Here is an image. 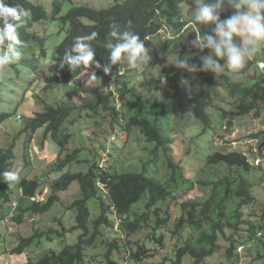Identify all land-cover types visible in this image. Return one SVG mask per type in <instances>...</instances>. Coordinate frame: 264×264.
Here are the masks:
<instances>
[{
	"label": "trees",
	"instance_id": "1",
	"mask_svg": "<svg viewBox=\"0 0 264 264\" xmlns=\"http://www.w3.org/2000/svg\"><path fill=\"white\" fill-rule=\"evenodd\" d=\"M186 1L125 0L120 3L116 2L106 9L98 10L87 6H78L72 7L66 16L61 17L62 29L65 30L66 35L54 50L60 61H63L65 51L71 48L77 36L90 35L93 32L97 34L96 38L89 43L95 50V59L102 66L109 63L111 50L107 49L105 45L108 42V33L113 29L121 33L130 30L139 35L146 49L159 51L173 48L174 45L188 36L190 50L184 58L187 60L188 67L183 69L176 67V69L187 74L192 65H197V70L191 71L197 78L191 80L187 76L181 79L178 76L170 77L168 74H161L154 85H156L157 90L159 85L166 83L167 80L171 81L168 98L160 99L154 93L147 99H143L136 93L137 87L141 85H131L128 74H123L118 76V80L113 81L114 92L121 93V100L129 97V100L120 109L115 106L112 90L103 92L96 89L97 100L93 106L81 107L75 102H69L59 104L56 107L45 106L43 111L35 112V116L25 127V131L29 132L28 141L36 131L44 128L43 141L45 142L46 139L50 138L60 152L66 148L71 139V135L66 133L63 127L65 122L72 112L83 109L94 112L100 110L104 113V117L105 115L110 117L111 123L117 121L118 127L123 132L122 142L128 141L133 130L138 128L145 141L154 144V147L152 149L153 159L147 162L146 168L140 172L121 173L114 164L106 168L99 167L94 163L87 172L61 174L57 179L51 181V194L44 203L35 199L39 188L37 178L31 180L19 178L18 181L6 182L3 177H0L1 221L11 215V219L21 223L27 213L43 214L60 200L58 196L60 192L66 191L74 183H77L79 187L81 198L72 204V209L76 212V226L72 230L82 231L78 242L73 246H66L59 254L49 251L42 255L39 260L35 262L29 260L27 264H84L85 249L92 247L102 237L100 227H113L110 215L120 217L119 227L126 236L143 229L151 214L158 218L157 227L167 224L169 220L161 216L162 209L157 208L158 203L165 200L174 201L173 190L190 188L194 184L191 177H185V173L181 172L180 167L175 165L169 157L167 161L169 167L173 168V173L167 181L160 178L157 169L161 151L167 157L168 147L172 143L169 136L170 131L168 130L167 135L164 136L162 127L176 114L180 99L183 100V113L187 111L205 127L210 125L209 109L217 108L221 112L228 113L222 107L223 104L234 106L235 112L232 113L239 117L250 116L253 119H259L262 116L264 111V83L258 77L248 78L246 74L251 66L264 58H261L260 55L255 56L254 53V56L250 57V60L240 71V78L234 79L224 73L217 74L219 70L225 67L226 61L224 58H218L215 49L208 46V38H211L214 44L220 43L221 36L218 24L236 14L238 10L218 14L219 21L216 23L199 24L192 21L193 17L184 22L179 8ZM215 1L207 0L204 5L210 6ZM4 2L10 6H22L29 12L28 17L22 18L23 23L13 21L18 25L17 31L20 40L24 42L23 46H17V50L22 52L17 64L28 66L37 72L39 70V64H35L37 58L28 51H26L29 53L27 56L22 49L30 50L33 41L39 44L42 50L41 56H47L46 40L29 32L34 23L47 20V13L42 6L29 0H4ZM62 6L63 1H52L51 19H56L61 13ZM243 10L240 9V11ZM129 21L131 27H129ZM164 27H171V36L166 40H160L161 31ZM199 36L205 45L203 48L192 43ZM243 39V36L240 35L233 37L237 47L243 46ZM156 40L159 42L156 43ZM112 42L116 43L117 41L113 40ZM221 47L223 50V46ZM210 54L213 60H218L220 67L215 71L211 69L204 71L202 69ZM114 66L112 65L111 68ZM86 70L98 73L102 68L97 69L93 66L85 69L81 66L75 71H71L67 65H64L63 68L60 67L54 71L52 81L55 84L68 85ZM119 80L122 82L120 83ZM2 85L3 83H0V87ZM187 87L196 88L197 91H181V88L186 89ZM10 118V113L0 112V125ZM262 134L264 132L253 137L257 139ZM14 150L15 144H11L6 150L0 151V173L13 171L16 165ZM80 151V149H76L72 153L66 154L65 163L61 167L79 161ZM204 163L205 166L213 168L225 165L230 169L231 176H224L211 183L197 180L199 185H212V191L204 203L189 202L181 205L179 216H176L174 235L183 225H188V228L196 230L197 236L192 235L185 240L182 238L184 245L177 248L174 264H181L186 255L193 258V264H201L205 259L219 252L218 241L221 237H226L228 230L237 231L246 228L250 234L248 239L243 237L236 239L235 236H228L229 247L226 250V255L231 258L235 255L238 247H244V244L253 242L258 235H261L262 232L259 230L264 231L263 226L258 227V224H264V208L261 215H256L258 201L253 195L254 184L249 178L254 166L248 162L247 157L238 151L217 150L206 155ZM151 165H154L155 168L153 169ZM92 200L99 203L102 213L93 221V232L89 235L90 210L88 203ZM139 204H142V207L140 209L135 208ZM245 207H250L251 211L254 212H250L244 217L243 209ZM15 212L18 213L15 215ZM51 233L52 230L50 229L48 232H35L31 237L21 238L12 253L22 255L33 241L44 236L50 237ZM153 238L161 243L163 236L155 237L153 234ZM120 247L116 242L110 243V250L106 252L105 257L106 264H125L111 257V249L115 248L120 251ZM148 251L143 245H140L136 252L131 254V258L134 262H140Z\"/></svg>",
	"mask_w": 264,
	"mask_h": 264
},
{
	"label": "rangeland",
	"instance_id": "2",
	"mask_svg": "<svg viewBox=\"0 0 264 264\" xmlns=\"http://www.w3.org/2000/svg\"><path fill=\"white\" fill-rule=\"evenodd\" d=\"M29 1L42 6L47 13V20L34 23L29 30L31 34L34 33L46 40L47 56L42 57L39 44L32 41L30 50L26 48L22 50L27 56L29 53L26 51L32 52L37 58L35 62L36 65L39 64L37 72L28 66L18 65V60L11 63L17 66L13 67L8 64L0 69V83H3L0 87V112L11 114V118L0 125V151L15 144L16 165L12 172L19 178L29 180L37 178L39 188L35 199L44 203L51 194V181L66 172H87L94 163L106 168L114 164L121 173L143 171L146 163L153 159L154 144L147 143L138 128L133 130L128 141L122 142L123 132L118 127L117 121L111 123L110 117L108 115L104 117V113L100 110L94 112L83 109L72 112L63 126L66 133L71 135V139L61 152L50 138L43 141L44 128L36 131L28 141L29 132L25 131V127L35 116V112L43 111L45 106L56 107L69 102H75L81 107L93 106L97 100L96 89L103 92L112 90L115 106L120 109L129 97L121 100V93L114 92L113 81L118 80V76L123 74H128L131 85H141L137 87L136 92L141 98L147 99L155 93L158 98L167 99L171 81L167 80L166 83L159 85L157 90L154 85L161 74H168L170 77L178 76L181 79L187 76L191 80L197 78L190 68L186 74L177 70L173 64L177 57L186 58L190 50L188 36L166 51L146 49L149 59L138 68H130L127 61L122 60L107 74L103 70L98 73L86 70L70 84L59 85L52 81V77L61 64L54 50L66 35L65 30L62 29L61 17L66 16L72 7L87 6L97 10L106 9L116 2L120 3L125 0H61L63 1L62 10L55 20L51 19L53 0ZM205 1L207 0H202L203 4ZM237 3H240V0H216L209 7L219 4L220 7L216 9L218 15L222 12L237 10L234 6ZM179 11L183 21H188L196 11L195 0H187ZM159 39L163 40L161 37ZM157 42L159 40H156ZM262 49H264L262 45H258L255 56L260 55L264 58ZM248 60L250 58L246 59V63ZM258 61L261 63L251 66L246 76L248 78L258 77L264 83V66H261L264 64V59ZM93 73L96 78L89 81ZM221 73L232 78L236 76V73L228 69L227 64L217 74ZM119 82L121 83L122 80ZM184 90L197 91L193 87L181 88V91ZM182 103L183 100L180 99L176 114L162 127L164 136L167 135L168 130L170 131L169 136L172 143L168 147L167 157L161 151L157 169L160 178L167 181L173 173V168L169 167L167 161L169 157L175 165L180 167L181 172L185 173V177H191L194 184L190 188L173 190L174 201L165 200L158 203L157 208L162 209L161 216L169 220L164 226L157 227L158 218L151 214L143 229L126 236L119 227L120 217L110 215L113 227H100L102 237L92 247L85 249L84 264H106V252L110 250L111 242H116L121 246L120 251L115 248L111 249V257L119 262L174 264L177 248L184 245L185 239L192 235L197 236L196 230L188 228V225H183L174 235L176 216H179L181 205L189 202L204 203L210 197L212 185H199L198 179L211 183L230 175V169L225 165H219L216 168L205 166L206 155L217 150L241 152L254 166L249 178L254 184L252 192L258 201L256 215L262 214L264 208V134L257 139L253 136L264 132V111L259 119H253L250 116L239 117L232 113L235 112L234 106L223 104L222 107L228 113L221 112L217 108L209 109L210 125L205 127L187 111L183 113ZM76 149L81 150L78 156L79 161H74L71 165L62 168L66 154ZM258 160H260L259 163ZM151 167L155 168L154 165ZM58 196L60 200L43 214L27 213L21 223L13 219H9V222H6V218L2 220L3 222L0 220V264H27L29 260L35 262L49 251L59 254L66 246H73L78 242L82 231L72 230L76 226V212L72 209V204L81 198L77 183L69 186L66 191L60 192ZM88 206L90 235L93 232V221L101 215L102 210L95 200L90 201ZM141 207L142 204L135 206L137 209ZM250 212L254 211H251L250 207H245L244 217ZM16 213L18 212H15V215ZM258 225V227H264V224ZM50 229L52 230L50 237L44 236L36 239L22 255L12 253L21 238L31 237L35 232H48ZM259 231L262 232L261 235H258L253 242L244 244L243 248L238 247L235 255L228 258L226 255L229 247L228 236H235L236 239L250 237L246 228L237 231L228 230L226 237H221L218 241L219 252L205 259L201 264H264V231ZM153 234L155 237L163 236L162 242L158 243L153 238ZM140 245L149 251L140 262H134L131 254L136 252ZM193 263L194 260L190 255L184 256L181 262V264Z\"/></svg>",
	"mask_w": 264,
	"mask_h": 264
},
{
	"label": "clouds",
	"instance_id": "3",
	"mask_svg": "<svg viewBox=\"0 0 264 264\" xmlns=\"http://www.w3.org/2000/svg\"><path fill=\"white\" fill-rule=\"evenodd\" d=\"M196 11L192 18L193 22L199 24H210L219 21L216 9L219 4L214 6H206L202 0H195ZM238 10L236 14L227 18L224 22L218 24L221 40L219 44H214L211 38H208V46L215 49L218 58H224L227 67L236 73L234 78H240V70L244 68L246 59L250 58L256 52L257 46L264 43V0H240V3L234 5ZM240 9H244L240 11ZM29 16L28 10L22 6H10L0 0V69L5 65L11 64L14 60H18L22 56V52L17 50V46H23V41L19 38L17 31L18 25L13 21L23 23L22 18ZM129 27L131 22L129 21ZM96 33L90 35L77 36L71 48L64 53L63 61L60 67L67 65L71 71L83 66L85 69L95 67L102 68L105 74L111 71L112 65L119 64L122 60H126L130 68H138L143 62L149 59L144 42L139 35L132 31H124L123 33L113 29L108 33V42L105 47L110 49L109 63L101 65L96 59L95 50L90 41L95 40ZM234 35L243 36V46L237 47L233 40ZM117 41L113 43L112 41ZM194 45L200 48L205 47L201 40V36L192 41ZM223 46V50L222 47ZM11 54V55H10ZM177 68L188 67L187 60L177 57L173 63ZM220 67L218 60H213L211 56L206 58L204 68L207 71L211 69L215 71ZM192 71L197 70V65H192ZM93 73L90 80H94ZM88 83V81H87ZM0 177L4 181H18L19 177L11 171L0 173ZM6 217V222L11 219ZM33 221V220H32Z\"/></svg>",
	"mask_w": 264,
	"mask_h": 264
},
{
	"label": "built area",
	"instance_id": "4",
	"mask_svg": "<svg viewBox=\"0 0 264 264\" xmlns=\"http://www.w3.org/2000/svg\"><path fill=\"white\" fill-rule=\"evenodd\" d=\"M188 27V26H187ZM171 36V27H164V29L161 31V38L163 40H166L168 38H170ZM262 47H264V43H261ZM261 62L258 63V65L260 64ZM261 66H264V64H261ZM260 67V66H259ZM258 163L260 162V160L257 161ZM33 200V198H32Z\"/></svg>",
	"mask_w": 264,
	"mask_h": 264
}]
</instances>
